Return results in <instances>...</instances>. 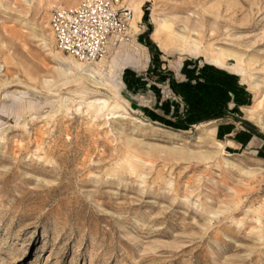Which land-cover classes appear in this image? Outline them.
I'll list each match as a JSON object with an SVG mask.
<instances>
[{
  "label": "rangeland",
  "instance_id": "obj_1",
  "mask_svg": "<svg viewBox=\"0 0 264 264\" xmlns=\"http://www.w3.org/2000/svg\"><path fill=\"white\" fill-rule=\"evenodd\" d=\"M80 1L0 0V264H264V0H122L90 65Z\"/></svg>",
  "mask_w": 264,
  "mask_h": 264
},
{
  "label": "built area",
  "instance_id": "obj_2",
  "mask_svg": "<svg viewBox=\"0 0 264 264\" xmlns=\"http://www.w3.org/2000/svg\"><path fill=\"white\" fill-rule=\"evenodd\" d=\"M131 19L122 0H81L72 8L53 7L49 27L58 51L90 65L108 55L112 37L126 35Z\"/></svg>",
  "mask_w": 264,
  "mask_h": 264
},
{
  "label": "bare ground",
  "instance_id": "obj_3",
  "mask_svg": "<svg viewBox=\"0 0 264 264\" xmlns=\"http://www.w3.org/2000/svg\"><path fill=\"white\" fill-rule=\"evenodd\" d=\"M133 11L135 12V20H134V15L132 14V19H131V22H130V24H129V28L130 29H135V25H136V23L137 22H139V20L141 19V16H142V11H141V5L139 4V5H137V7L135 8V9H133ZM134 20V21H133ZM132 24V25H131ZM132 27V28H131ZM50 28V27H49ZM50 32H51V30H50ZM51 35H52V32H51ZM52 38H53V35H52ZM53 40H54V38H53ZM54 45H55V42H54ZM58 52H60V51H58ZM61 53V52H60ZM75 61V60H74ZM61 62H63V61H61ZM78 61H76V63H77ZM80 62H78V64H79ZM81 65L83 64V63H80ZM64 65H65V67H66V71H64L63 70V73L64 74H66V75H71L73 72H71V68H70V66H69V64H65L64 63ZM80 73V72H79ZM81 76V75H80ZM95 82V81H94ZM141 125H142V123H140Z\"/></svg>",
  "mask_w": 264,
  "mask_h": 264
},
{
  "label": "crops",
  "instance_id": "obj_4",
  "mask_svg": "<svg viewBox=\"0 0 264 264\" xmlns=\"http://www.w3.org/2000/svg\"><path fill=\"white\" fill-rule=\"evenodd\" d=\"M111 41L114 43V42H116L117 41V37H112L111 38ZM110 41V42H111ZM109 46H111V43L109 44ZM246 133L248 134V131H246Z\"/></svg>",
  "mask_w": 264,
  "mask_h": 264
}]
</instances>
